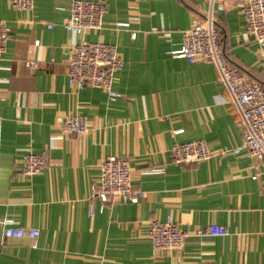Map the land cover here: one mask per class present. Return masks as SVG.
Returning <instances> with one entry per match:
<instances>
[{
    "label": "crops",
    "instance_id": "1",
    "mask_svg": "<svg viewBox=\"0 0 264 264\" xmlns=\"http://www.w3.org/2000/svg\"><path fill=\"white\" fill-rule=\"evenodd\" d=\"M71 2L35 0L26 12L0 0L10 31L0 59V264H264V165L244 152L179 166L170 154L195 141L212 151L242 144L241 119L216 65L172 54L193 20L211 13L228 64L264 86L241 1L107 0L103 28L77 41L117 46L125 65L115 101L70 84L74 36L63 24ZM76 115L88 121L85 136L63 130ZM29 153L47 155L44 173L22 174ZM107 158L129 160L139 203L102 212L92 201ZM154 220L191 234L216 225L229 235L192 236L181 251L158 252L148 237ZM7 228H36L40 236L6 238Z\"/></svg>",
    "mask_w": 264,
    "mask_h": 264
},
{
    "label": "built area",
    "instance_id": "2",
    "mask_svg": "<svg viewBox=\"0 0 264 264\" xmlns=\"http://www.w3.org/2000/svg\"><path fill=\"white\" fill-rule=\"evenodd\" d=\"M8 1L17 11L31 12L35 5V0ZM240 1L247 33L259 45L264 63V0ZM106 7L107 0H72L70 17L63 27L74 36L69 59L70 84L78 89L91 87L103 90L110 101H115L121 97L114 91L115 76L125 65L117 46L77 41V37L103 28ZM135 37L136 35H133V38ZM9 39L10 31L5 22L0 20V59L7 53ZM219 39L220 32L210 13L202 19L193 20L192 28L185 34L183 47L172 54L174 58L185 59L189 63L211 61L216 65L230 95V102L237 109L241 119L242 144L236 148H222L218 151H212L203 141L175 144L170 149L172 160L179 166L193 165L217 156L239 155L245 152L264 165V86L251 82L241 70L228 64ZM39 45L40 42H35V46ZM25 65L34 70L38 68L36 62H26ZM63 130L71 137L85 136L89 131L88 121L80 115L70 117L64 123ZM47 166L46 154L29 153L22 159V174L33 177L44 173ZM142 197V192L133 188L127 158H107L102 162L99 184L94 186L92 196V201L99 199L102 202V212L108 205L137 204ZM90 215L94 216L93 208L90 209ZM228 235L226 228L216 225L199 229L191 234L173 222L163 224L154 220L150 223L148 237L155 251L171 252L183 250L186 240L192 236L226 237ZM39 236L40 230L36 228L5 230L6 238H30L35 241Z\"/></svg>",
    "mask_w": 264,
    "mask_h": 264
}]
</instances>
